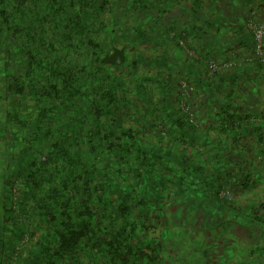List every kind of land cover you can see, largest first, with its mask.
I'll return each instance as SVG.
<instances>
[{
  "label": "trees",
  "instance_id": "16d2710c",
  "mask_svg": "<svg viewBox=\"0 0 264 264\" xmlns=\"http://www.w3.org/2000/svg\"><path fill=\"white\" fill-rule=\"evenodd\" d=\"M161 4L0 0L6 262L194 264L191 231L167 225L174 204L205 223L243 214L264 227V196L253 192L259 173L246 154L258 147L264 155V113L240 109L236 67L209 73L215 60L202 57L196 80L213 110L189 119L181 85L171 82L174 67L191 68L172 57L187 35L159 26ZM115 45L124 63H103ZM252 60L264 69V43Z\"/></svg>",
  "mask_w": 264,
  "mask_h": 264
},
{
  "label": "crops",
  "instance_id": "0c3cea01",
  "mask_svg": "<svg viewBox=\"0 0 264 264\" xmlns=\"http://www.w3.org/2000/svg\"><path fill=\"white\" fill-rule=\"evenodd\" d=\"M160 1L162 2L161 8H166V12L163 14L159 26L172 29L173 33L183 32L187 35L185 40L180 41V47H176L174 44L172 46V50H174L172 57H174L175 63L180 66L188 60L187 64L191 66L186 71L182 67L172 69L171 82L173 84L185 83L190 89L184 96H180L181 106H189L198 115L206 110L207 113L212 112L211 100L207 98V92L204 94L196 80L198 76H202L201 63H205L201 61L202 57H208L215 60L217 65L229 63L239 70L237 78L243 82V87L235 96L238 98L240 109L246 113L263 114L264 69L258 71L256 65L252 64V58H255L257 54L249 24L264 23V0ZM216 19H218L219 26L213 25ZM203 33L206 35H202ZM214 35H216L215 39ZM115 47L117 46L115 45ZM251 64L254 66L253 69L245 67V65ZM187 71L190 73L189 75ZM164 78L168 77L165 75ZM176 90L179 94V88ZM176 90L174 89L175 96L178 95ZM249 140L247 141L249 142ZM259 152L258 147H251L246 154L247 161L259 173L258 184L253 192L257 196H264V163L259 160V157L264 155ZM252 190H249L244 197L249 196L248 194ZM263 213L262 210L261 214ZM263 218L262 215L259 220ZM208 224L207 226H209ZM219 224L215 229L224 224L225 227L222 228V233L225 232L223 237L227 236L228 240L241 242L247 249L246 254L241 258H234L232 255V259L229 257L224 259L225 261L221 259V264H247L245 260L249 256L255 258L253 264H264V227L255 225L252 228L246 220L238 218L223 219ZM0 226H2L1 221ZM0 232L2 233L0 236V264H13L9 256L6 262L7 252L4 254L1 249L3 239L6 241L4 247L9 249L7 241L10 240L8 235L12 233V229L7 227ZM210 259L211 264H214L215 260L212 257ZM235 259H238L237 262H234Z\"/></svg>",
  "mask_w": 264,
  "mask_h": 264
},
{
  "label": "rangeland",
  "instance_id": "374dc122",
  "mask_svg": "<svg viewBox=\"0 0 264 264\" xmlns=\"http://www.w3.org/2000/svg\"><path fill=\"white\" fill-rule=\"evenodd\" d=\"M144 47L147 48V46ZM198 197L200 198L202 196L198 195ZM168 208L169 209H166L167 225L172 229H176L178 227L187 229L191 231L192 235L194 236H188L189 244L191 246L189 257L187 259L188 262H194V264H211L210 258L212 257V259L215 260V264H221V259L223 261H225L224 259H227V257L232 259V255L234 258L238 257L239 259L246 254L247 249L243 246V243L233 241L231 239L228 240L227 236L223 237V234L225 233L224 231L222 233V228L225 227L224 224L220 228L215 229L216 226L222 222V220L224 219L223 217L220 218L219 221L214 220L213 217V222H210L209 226H207L208 222L205 223L204 216L198 214L196 210H191L189 208L187 209L185 203L183 204V207H178L174 204L172 206H169ZM232 215L236 216V213ZM237 215L239 216V218H242L243 220L245 219L243 214ZM211 217L212 216L210 215L209 219ZM238 259H235L234 262H237ZM245 262L247 264H253L255 263V258L249 256V258H247ZM77 264L87 263L85 260H82V263Z\"/></svg>",
  "mask_w": 264,
  "mask_h": 264
},
{
  "label": "built area",
  "instance_id": "2783aa9c",
  "mask_svg": "<svg viewBox=\"0 0 264 264\" xmlns=\"http://www.w3.org/2000/svg\"><path fill=\"white\" fill-rule=\"evenodd\" d=\"M249 28L252 31V35H253V40H254V46H255V52L257 55H261V48L263 46V40H264V23H260V24H249ZM209 73L214 72L215 70H217L218 66L216 63L210 62L209 63ZM224 67H229L230 64L229 63H223ZM181 91H183V96L188 93V91L190 90L188 88V85L185 83H181ZM182 109L189 114V119L191 121L194 120V116H193V111L192 108H190L189 106H184L182 107ZM264 118V115H263ZM224 194H229L228 191H226V193Z\"/></svg>",
  "mask_w": 264,
  "mask_h": 264
},
{
  "label": "water",
  "instance_id": "95a60500",
  "mask_svg": "<svg viewBox=\"0 0 264 264\" xmlns=\"http://www.w3.org/2000/svg\"><path fill=\"white\" fill-rule=\"evenodd\" d=\"M101 61L109 65L120 66L125 61V55L121 49L113 47L110 53L102 57Z\"/></svg>",
  "mask_w": 264,
  "mask_h": 264
}]
</instances>
